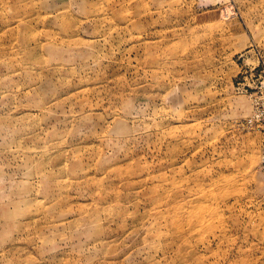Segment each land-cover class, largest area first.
Instances as JSON below:
<instances>
[{
  "label": "rangeland",
  "instance_id": "1",
  "mask_svg": "<svg viewBox=\"0 0 264 264\" xmlns=\"http://www.w3.org/2000/svg\"><path fill=\"white\" fill-rule=\"evenodd\" d=\"M0 264H264V0H0Z\"/></svg>",
  "mask_w": 264,
  "mask_h": 264
}]
</instances>
